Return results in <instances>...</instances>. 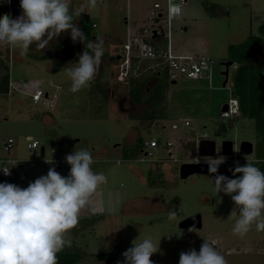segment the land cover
<instances>
[{"label": "rangeland", "instance_id": "rangeland-1", "mask_svg": "<svg viewBox=\"0 0 264 264\" xmlns=\"http://www.w3.org/2000/svg\"><path fill=\"white\" fill-rule=\"evenodd\" d=\"M87 3L88 0H71V7L76 9ZM155 3L165 8L167 0L98 1L94 8L85 7L76 22L88 40L98 37L104 42V52L109 56H102L97 75L110 77L109 99L93 92L92 84L76 93L70 91L71 81L63 69L73 66L78 58L51 55L38 60L29 53L30 47L23 53L12 46L23 58L22 62L14 61L9 58L10 45L0 43V62L10 64L11 80L21 90L9 95L0 93V160L11 159L13 178L9 183L26 188L53 167L62 176L69 175L67 162L45 163L42 146L46 158L54 156L53 149L60 158L81 148L91 152L93 170L103 172L108 182L91 197L78 225L69 234L82 253L75 264H109L96 254L109 252L113 245L126 251L135 239L140 242L146 237H151L159 249L151 257L153 264H179L181 252H199L205 240L219 241L218 251L227 264H264V231H257L253 224L243 237L233 234L230 214H238V209L231 196L217 193L215 178L194 174L182 179L179 173L181 163L204 159L197 156L195 141L205 133L217 141L218 153L213 159L224 158L221 144L226 139L235 142L238 152L242 141H251L254 153L239 157H257L259 138L253 119L237 121L227 134H217L215 128L223 121V105L234 96L233 71L224 85L222 62L229 58L230 44H239L259 33L264 22V0H187L179 11L172 9L171 40L175 51L208 56L215 65L201 79L181 77L176 83L168 80L164 115L151 120L142 117L149 105L136 104L127 95L129 84L117 83L111 57L114 46L127 41L129 31L141 27L152 30L162 23L150 17ZM172 3L178 5V0ZM72 51L79 56L84 50L77 44ZM37 89L49 92L53 102L34 104L27 93ZM185 119L190 120L189 127L183 125ZM174 123L178 129L172 128ZM154 137L160 147L141 161V148ZM9 138L15 143L10 151H5L4 141ZM28 139L39 140L40 146L28 149ZM170 140L175 142L171 148L166 146ZM0 183H4L1 162ZM113 193L120 197L115 213L108 210ZM172 210L178 213L175 221L167 219ZM197 213L202 215L201 228L180 227L181 221ZM250 249L252 252L248 253ZM120 264H124V259Z\"/></svg>", "mask_w": 264, "mask_h": 264}, {"label": "clouds", "instance_id": "clouds-1", "mask_svg": "<svg viewBox=\"0 0 264 264\" xmlns=\"http://www.w3.org/2000/svg\"><path fill=\"white\" fill-rule=\"evenodd\" d=\"M97 3L98 0H88L87 5L73 9L71 0H20L22 15L15 19L11 15L0 16V43L26 53L33 44L44 49L53 38L69 32L73 43L79 41L85 45L73 66L63 69L71 81L70 91L76 93L95 80L104 54L103 40L98 37L88 40L75 22L85 7L94 8ZM169 7L179 11V5L171 0ZM65 159L70 165L67 177L53 167L26 188L0 183V264H58V253L72 246L69 234L78 225L81 210L108 182V177L93 170L94 159L86 148L75 150ZM45 162L52 164L53 160ZM205 162L210 173H217L224 160L208 157ZM254 164L248 160L246 165L239 166L237 162L233 175H242L234 179L217 175L213 181L217 193L231 196L238 209V214L232 211L230 216L234 220L233 234L241 237L253 224L257 231H264V173ZM2 171L10 174L7 168ZM119 203V193H113L108 210L117 212ZM177 215L172 210L167 219L175 221ZM132 243L122 254L124 264H153L151 257L159 249L152 238L140 242L135 239ZM179 264H227V261L205 240L199 252L195 249L181 252Z\"/></svg>", "mask_w": 264, "mask_h": 264}, {"label": "built area", "instance_id": "built-area-1", "mask_svg": "<svg viewBox=\"0 0 264 264\" xmlns=\"http://www.w3.org/2000/svg\"><path fill=\"white\" fill-rule=\"evenodd\" d=\"M172 1L173 0H171V2ZM186 1L187 0H178V5L183 6ZM169 4L170 0H167V5L164 8L160 3H155L154 8L150 11V17L154 19H159L162 23H160L157 27L152 30L147 29L145 27H141L138 28L136 31H129L127 41L120 47H115V49L121 48L122 51H116L115 49L113 50L112 56L116 58L114 68L117 83L130 84L133 78L137 77L140 73L143 72H147L150 74L158 73L159 75L165 72L168 76V80H170L171 82H177L181 77H186L189 79H200L206 74H210L212 72V69L215 65V60L213 58L201 54L178 53L175 51L171 40L173 16L172 9H170ZM0 8H4L7 12V15H11L12 18L14 17L16 12L22 10L20 8V0H11L10 3L6 2V0H0ZM96 26L97 24L93 23V27ZM155 31L156 34L154 33ZM157 40H160L162 44L160 43L161 45L156 46L154 42ZM237 67L238 64L233 63L229 68V75L231 71H234L235 69H237ZM24 82L25 80L22 79L21 83ZM11 90H14L15 92H21V90L15 85H12ZM27 95H29L31 101L36 105L40 104L41 102H53L50 93L45 92L42 89H37L33 93H27ZM225 104L228 105L227 110H223ZM225 104L221 109L222 119H232L241 116L240 102L238 98L233 96ZM183 125L185 127H189L191 125L190 120L185 119L183 121ZM172 128L178 129L179 126L178 124L174 123L172 125ZM204 138H209L208 134L205 133L201 138H197L195 141L197 156H200L198 153L199 141ZM28 141V149L33 150L40 146V141L37 139H28ZM14 143L15 140L13 138L5 140L3 146L4 150L10 151ZM174 145L175 142L173 140L167 141L166 143V146L170 148ZM158 147H160V141L158 140V138L154 137L149 140L147 145L142 150L144 157L140 160L144 161L148 156H152L154 154V150ZM170 148L168 154L170 155V157H172ZM52 151L54 153V156L52 158H46L45 153L43 157L44 161L52 159L53 162L56 163L66 162L65 158H60L58 156L55 149H53ZM222 159L224 160V162L227 163H235L241 161L239 157V152L236 148V144L234 146V152L229 156H224V158ZM197 160L203 161L199 158L195 159L194 161ZM0 162L3 182L9 183L13 178V173L10 166L11 159L8 157H3ZM4 168L10 170L9 175H5L3 173L2 169ZM208 242L211 243L215 248L217 247L216 241L211 240Z\"/></svg>", "mask_w": 264, "mask_h": 264}, {"label": "trees", "instance_id": "trees-1", "mask_svg": "<svg viewBox=\"0 0 264 264\" xmlns=\"http://www.w3.org/2000/svg\"><path fill=\"white\" fill-rule=\"evenodd\" d=\"M2 15H7L4 8H0V16ZM155 45L159 46L158 43H155ZM29 52L33 58L39 59L42 57L37 52L36 44L30 46ZM103 55L109 56L108 52H104ZM75 57L79 58L77 55ZM111 60L115 62L116 58L112 56ZM228 60L238 64L237 69L233 71V91L234 96L240 102L241 116L226 119V121L223 119V121L218 122L215 132L217 134H227L234 128L237 121L249 118L254 120L259 142H264V22L260 25L258 34L249 36L239 44L229 45ZM2 63L1 67L4 72L0 78V93L8 94L10 92L9 66ZM146 74L147 72H144L131 80L127 95L136 104H148L149 107L145 109L142 117L143 119L154 120L156 117L164 115L167 102L168 76L165 72L161 75L158 73ZM91 84L93 92L104 94L107 99L111 97L109 93V76L103 77V75L96 74L95 80ZM139 144V147L143 146L141 139ZM124 252L119 246L113 245L109 252L97 253L96 257L109 264H118V262L120 264V261L124 259L122 255ZM81 258L82 253L79 246L72 243L70 248L66 247L58 253V264H75Z\"/></svg>", "mask_w": 264, "mask_h": 264}, {"label": "water", "instance_id": "water-1", "mask_svg": "<svg viewBox=\"0 0 264 264\" xmlns=\"http://www.w3.org/2000/svg\"><path fill=\"white\" fill-rule=\"evenodd\" d=\"M87 21H89V16L86 15ZM156 34V31L154 32ZM225 66V70L222 72L226 76V80L224 81V85H226L229 76V68L233 64V61L227 60L222 62ZM172 83H176V81H172ZM228 105L225 104L223 110H227ZM235 142L231 139H226L222 141L221 144V154L223 156H229L234 152ZM254 144L251 141H242L239 147V153L243 156H250L254 153ZM198 153L203 158H214L217 156V141L212 138H204L199 141L198 144ZM45 155V146L41 148V156L44 157ZM257 160L253 161L256 164L254 166L259 167L261 172L264 173V142L260 141L257 144ZM248 161L238 162L239 166H244L247 164ZM237 166V162L235 163H227L223 162L219 165L217 173H210L208 168V164L203 161H186L181 163L179 168L180 177L182 179H187L189 176L194 174H208L213 176L214 178L217 175H224L228 178H238L242 174L233 175V171ZM181 228H201L202 227V215L197 213L185 218L180 223Z\"/></svg>", "mask_w": 264, "mask_h": 264}, {"label": "crops", "instance_id": "crops-1", "mask_svg": "<svg viewBox=\"0 0 264 264\" xmlns=\"http://www.w3.org/2000/svg\"><path fill=\"white\" fill-rule=\"evenodd\" d=\"M20 15H22V10L19 11V12H16L15 15H14V17H13V19L19 17ZM79 18L80 17H77L75 19V22H77ZM82 29H83V23H82ZM136 30H132L131 32L136 31ZM95 39H96V37L93 40H95ZM85 43H87V42H85ZM155 43H158L159 45L162 44V42L160 40L159 41L158 40L155 41ZM77 44H80V48L83 51L84 48H85V45L82 42L77 41L76 43H73L69 32L62 33L61 35L53 38L44 49H40V48L37 47V52L42 55V57L39 58V59H44V58H46L48 56H51V55H64V56H66V55H72V56L75 57L76 55L72 53L73 52L72 50H74L76 48ZM115 47L116 46H114V48ZM8 50H9V58H12L14 61H20V62L23 61V58L20 56V54L17 53L16 51H13L12 50V46L11 45L9 46V49ZM29 51H30V49H29ZM60 51L61 52L63 51L62 54L60 53ZM182 53L197 54L195 52H182ZM103 57H104V59H107L108 58L105 55H103ZM0 58L2 59L3 57L0 56ZM1 63L2 62H0V78H1V75L3 74V72H4L3 71V68L1 67ZM3 63L7 64L6 61L3 62ZM7 65L9 66V72H10V69H11L10 68V64H7ZM12 85H14V84H13V81L11 80V76H10V90L12 89ZM14 93H15V91L14 90H11V92H9L7 95L14 94ZM60 169H61V167H60ZM83 213H85L84 210H81L80 214H83ZM214 241H216V243H217L216 249L218 250V245H219L218 243H219V241L218 240H214ZM231 251L232 250H227L228 253L231 252ZM251 252H252L251 249L248 250V253H251Z\"/></svg>", "mask_w": 264, "mask_h": 264}, {"label": "flooded vegetation", "instance_id": "flooded-vegetation-1", "mask_svg": "<svg viewBox=\"0 0 264 264\" xmlns=\"http://www.w3.org/2000/svg\"><path fill=\"white\" fill-rule=\"evenodd\" d=\"M124 100H122L121 102H123ZM125 104V103H124ZM139 105V104H138ZM142 150H143V148H142ZM217 153H218V150H217ZM240 154V153H239ZM200 159V158H199ZM206 158H204V159H201V160H205ZM216 159V158H215ZM258 158L257 157H255V158H251V159H241L240 158V162H242V161H256Z\"/></svg>", "mask_w": 264, "mask_h": 264}]
</instances>
